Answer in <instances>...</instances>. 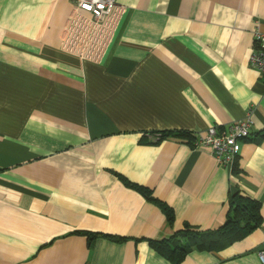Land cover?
<instances>
[{"label":"crops","instance_id":"crops-1","mask_svg":"<svg viewBox=\"0 0 264 264\" xmlns=\"http://www.w3.org/2000/svg\"><path fill=\"white\" fill-rule=\"evenodd\" d=\"M116 3L91 58L68 46L72 0H0V264H264V83L249 62L264 0ZM247 114L231 169L196 145ZM238 192L260 204L250 234L177 263L156 252L185 223L224 224Z\"/></svg>","mask_w":264,"mask_h":264},{"label":"built area","instance_id":"built-area-1","mask_svg":"<svg viewBox=\"0 0 264 264\" xmlns=\"http://www.w3.org/2000/svg\"><path fill=\"white\" fill-rule=\"evenodd\" d=\"M72 3L68 46L91 58H100L109 45L122 8L116 5V0H72ZM253 33L254 48L249 62L264 83V32L256 27ZM250 115L231 122L225 132L218 133L214 127H209L195 138L196 145L210 148L217 163L231 169L239 154L241 141L250 135ZM257 254L260 262L264 263V248L259 249Z\"/></svg>","mask_w":264,"mask_h":264},{"label":"trees","instance_id":"trees-1","mask_svg":"<svg viewBox=\"0 0 264 264\" xmlns=\"http://www.w3.org/2000/svg\"><path fill=\"white\" fill-rule=\"evenodd\" d=\"M260 134V138L264 137V132ZM173 135L185 137L192 142L188 134L175 133L172 131L159 132L157 141ZM250 137L251 139L255 138L253 136ZM247 138H249V135ZM125 184L140 192L150 202L158 205L167 219L170 222L173 221V210L165 202L153 196L150 189L140 184L130 182L129 180H125ZM228 199L230 208L224 224H221L217 229L200 231L185 223L181 230L176 231L169 238L151 240L152 246L157 250L156 252H159L170 261L177 263L192 248L207 251H220L233 241L250 234V232L259 225L261 220L260 211H258L260 210L259 202L239 192ZM88 236L91 237V234H88ZM182 237L184 240L181 239ZM110 238L114 241L122 239L118 236H111Z\"/></svg>","mask_w":264,"mask_h":264},{"label":"rangeland","instance_id":"rangeland-1","mask_svg":"<svg viewBox=\"0 0 264 264\" xmlns=\"http://www.w3.org/2000/svg\"><path fill=\"white\" fill-rule=\"evenodd\" d=\"M181 239L184 240L183 237Z\"/></svg>","mask_w":264,"mask_h":264}]
</instances>
